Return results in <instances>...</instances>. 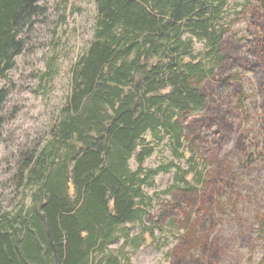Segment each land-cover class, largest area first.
<instances>
[{
	"label": "trees",
	"instance_id": "1",
	"mask_svg": "<svg viewBox=\"0 0 264 264\" xmlns=\"http://www.w3.org/2000/svg\"><path fill=\"white\" fill-rule=\"evenodd\" d=\"M259 1L264 9V0ZM66 3L55 4L57 24L66 21ZM95 3L92 39L71 71L59 118L52 121L39 152L22 160L25 174L16 176L22 183L19 201L11 210L0 205V264H131L126 253L110 249L122 237L134 249L147 246V233L157 239L156 226L145 222L153 210L145 190L154 187V178L174 170L163 195L176 191L195 196L206 182L205 161L187 142L181 122L202 116L207 108L210 98L201 87L224 60L227 1ZM49 11L46 0H0V74L12 68L24 49L25 29L34 21H47ZM194 40L203 44L201 52H193ZM257 51L264 60V37L257 40ZM51 60L47 72L39 74L40 82L51 74ZM254 64L259 70H250L264 98L263 61ZM7 94L0 88V105ZM261 103L264 119V99ZM4 121L0 117V130ZM147 133L151 142L143 137ZM161 144L176 164L144 168ZM132 159L135 171L129 166ZM181 159L187 168L181 167ZM136 227L139 232L131 236ZM259 227L264 234V218ZM195 228L190 223L181 246L167 252L172 264L201 249Z\"/></svg>",
	"mask_w": 264,
	"mask_h": 264
},
{
	"label": "rangeland",
	"instance_id": "2",
	"mask_svg": "<svg viewBox=\"0 0 264 264\" xmlns=\"http://www.w3.org/2000/svg\"><path fill=\"white\" fill-rule=\"evenodd\" d=\"M58 1L46 0L49 19L25 29L24 49L13 59L12 68L0 74V88L8 93L0 105V117L5 118L0 130V205L10 210L21 198L22 183L16 176L25 174L22 160L46 144L50 125L59 118L69 94L71 71L93 35L95 0H67L66 21L61 24L54 12ZM226 1L223 22L229 29L221 44L224 60L201 87L210 98L207 108L202 116L181 122L187 142L191 140L197 158L205 161L206 182L195 196L176 191L163 195L174 170L154 178V187L145 190L153 201L145 222L156 226L157 239L147 233V246L134 249L122 237L110 249L126 253L131 264H172L167 252L181 246L180 237L190 223L196 224L194 237L202 238L201 249L179 264H264V234L259 227L264 218V98L250 70L252 66L259 70L256 61H263L264 70L257 51V40L264 37V9L259 0ZM53 43L58 45L49 53ZM202 49L203 44L194 40L193 52ZM48 59L52 72L40 82ZM143 137L151 142L148 133ZM171 161L176 164L170 149L161 144L143 167L155 169ZM129 166L135 171L134 159ZM181 167H188L185 159ZM24 203L30 205L29 198ZM138 232L136 227L130 235Z\"/></svg>",
	"mask_w": 264,
	"mask_h": 264
}]
</instances>
